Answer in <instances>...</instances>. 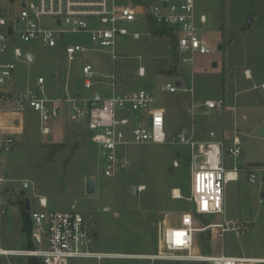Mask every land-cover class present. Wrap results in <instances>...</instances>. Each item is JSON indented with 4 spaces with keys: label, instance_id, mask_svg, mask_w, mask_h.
Wrapping results in <instances>:
<instances>
[{
    "label": "rangeland",
    "instance_id": "obj_1",
    "mask_svg": "<svg viewBox=\"0 0 264 264\" xmlns=\"http://www.w3.org/2000/svg\"><path fill=\"white\" fill-rule=\"evenodd\" d=\"M195 7L207 18L203 37L210 53L196 56L191 68L177 64L170 38L144 35L145 30L140 24L131 25V29L143 34L139 40L128 37L117 40L119 58L116 61L112 63L101 54L93 56L96 64L104 67L102 71L114 64L119 90L143 89L152 94L154 107L164 108L167 112L168 133H175L190 120L186 110L191 99L199 102L222 98L227 102L229 94L240 93L238 99L245 96L243 94H254L257 103L264 104V0H196ZM248 17L254 18L249 30ZM81 39L79 35L67 36L70 43L81 42ZM20 47L34 55L32 64L16 62L11 51L1 58L16 66L13 80L19 87L23 89L25 85H32L37 76H42L48 96L62 94L67 64L61 50L37 44H21ZM82 62L77 59L70 64V84L80 79L78 68ZM212 63L216 66L213 67ZM140 66L145 69L144 76L138 75ZM177 79L183 80L184 88H192L193 93H168L161 89L167 82L175 83ZM214 114L195 116V121L205 122L206 134L217 119ZM252 118L248 114L239 126L244 133L241 137L243 160L249 164H264V135L259 130L251 131L254 126ZM260 121L264 130V115ZM25 125L12 152L0 155L2 166L10 172L9 178L0 183V205L8 220L15 217L7 223L6 231L2 228L1 239L6 243H12V247H25L26 238H29L31 227L28 222L24 229L19 195L21 180H27L33 185L35 194L46 197L49 209L67 211L75 207L85 218L90 251L141 256L140 259L101 262L74 260L71 264H206L146 259L158 251L159 226L163 223L179 225L180 216L191 209L189 173L183 149L169 143L130 145L125 149L130 161L129 170L114 177H104L101 172L104 162L99 160L97 149L85 130L67 124L65 127L58 122L51 135L42 136L35 114L26 115ZM174 161L178 162L177 168L173 167ZM87 176L96 179V192L91 196L84 192ZM131 186L137 189L134 196L129 192ZM174 190L178 191L179 198L174 195ZM24 193L30 200L31 209H38L32 191L28 189ZM258 197L257 186L247 183L244 176L239 182L228 183L224 214L199 216L196 227L220 224L224 220L228 223L225 227L231 228L232 222H239L245 231L240 235L227 231L222 237L218 229L197 233L195 252L202 255L264 256V208ZM10 203L19 205L20 216ZM30 248L28 241L22 250ZM12 260L16 264H27L29 258L13 256ZM36 264L41 262L36 259Z\"/></svg>",
    "mask_w": 264,
    "mask_h": 264
},
{
    "label": "built area",
    "instance_id": "obj_2",
    "mask_svg": "<svg viewBox=\"0 0 264 264\" xmlns=\"http://www.w3.org/2000/svg\"><path fill=\"white\" fill-rule=\"evenodd\" d=\"M196 0H0V153H10L18 128L16 117L25 111L34 112L39 121V133L49 136L54 124L73 125L85 130L97 149L99 160L104 162V177H114L129 170L130 161L125 149L130 145L164 144L178 146L185 152L189 173V201L191 209L179 218V225L163 223L158 229V251L146 259L171 262H200L206 264H264L262 257L230 256L224 253L202 255L195 252V235L209 229L240 235L245 231L242 223L227 222L196 227L199 216L224 214L225 190L230 182L245 178L257 186L258 202L264 208V164L243 161L241 133L234 132L226 141L214 131L207 139L198 138V127H180L168 133L164 108L154 107V98L147 90L121 91L114 73L93 60L95 54L106 56L112 63L119 58L117 40L128 37L137 41L143 34L131 29L140 24L147 36L168 37L177 64L192 67L196 56L210 53L203 37L207 23L205 14L198 13ZM68 35H79L78 43H70ZM21 44H37L59 49L67 64L63 92L49 97L42 76L35 78L33 86L23 91L9 92L16 66L3 61L8 51L16 62L30 64ZM82 60L79 91H71L69 69L75 60ZM140 59V57H139ZM33 62V61H32ZM144 76V67H138ZM181 85L177 86L176 82ZM167 82L161 87L168 93L185 91L183 81ZM224 101L191 99L188 114L191 121L197 114L209 115L219 111ZM178 167V162H173ZM3 181V178H0ZM22 190H31L37 198L38 209L30 208L32 248L28 250H1L5 257H34L41 264H71L74 260L140 259L117 253L90 251L89 229L85 218L72 207L67 211L48 208L47 199L34 193L33 185L22 180ZM141 190V188H139ZM3 209L0 207V213ZM1 237V230H0Z\"/></svg>",
    "mask_w": 264,
    "mask_h": 264
},
{
    "label": "crops",
    "instance_id": "obj_3",
    "mask_svg": "<svg viewBox=\"0 0 264 264\" xmlns=\"http://www.w3.org/2000/svg\"><path fill=\"white\" fill-rule=\"evenodd\" d=\"M31 55L33 56V62H34L35 57L33 54H31ZM51 76H52V78H54L55 73L52 72ZM13 77H14V73H13ZM13 77L11 79V82L6 86V89L9 92L23 91L26 88L33 86V84L32 85H25V88L21 89L22 86L19 87L18 82L14 81ZM177 80H180V79H177ZM33 83H34V81H33ZM70 89H71V91H77L78 92L80 89V85H78V84L76 85V83L70 84ZM239 94H236V95L231 94V96L229 94L228 101L226 102V100H224L225 104H224L223 108L220 109L219 111H216L215 112L216 114H214L215 118H217V119L214 121V123L211 124L210 129L208 131H214L217 134L218 138L221 140L227 141L233 135L234 132H240L241 137H242L244 135V133H243V131L239 130L240 129L239 128L240 122L245 121L247 119L248 114H250L253 117L251 122L253 121L254 126L252 127L251 131H258L259 130L264 135V130L262 129L261 121H260L261 116L264 115V104H262V103L258 104L256 101L257 98L254 96V94H243L245 96H242L238 99ZM49 97H51V96H49ZM207 99H211V98H207ZM203 100H206V99H203ZM203 100H200L199 102H202ZM0 107H6L7 108L8 103L0 102ZM188 109H189V107L186 110L187 114H188V112H187ZM31 114H35V113L30 111V110H27L22 115H18V117H16V120H18L19 125H18V128L16 130V133L13 134V138L15 141L23 133V130L26 126L25 125L26 115L29 117ZM197 116H198V114H197ZM199 116H200V114H199ZM189 117H190V115H189ZM251 122H250V125H251ZM191 123H193L195 126L198 127V131H197L198 138H201L204 140L207 139V134L205 133L206 129H205V125H204L205 122H198V121H195V119L193 121H191V117H190V120L187 121V124L185 126L189 127L191 125ZM63 126L66 127V125H63ZM182 127H184V126H182ZM73 129H71V130H73ZM52 132H53V129H52ZM241 141H242V138H241ZM12 150H13V148H12ZM0 155H1V153H0ZM243 155H244V153H243ZM9 176H10V172L7 170V168L2 166V162L0 159V178H3V181H0V183L1 184L4 183L9 178ZM1 184H0V187H1ZM0 191H1V189H0ZM21 192L24 193V191L22 190V187H21L20 193ZM10 205H12L14 212L18 213V215H19V205L17 203L16 204L10 203ZM0 207L3 209L2 213L4 214L5 209L1 205H0ZM30 208H31V206H30ZM12 217L13 216H11V218L8 220L7 217H5V214L0 215V230H1L0 249L4 250V251L5 250H22V249L26 248L27 242H28V240L26 238V241L24 243L25 247L17 248V247H12L13 246L12 243H10V242L6 243L3 239H1L3 236L2 228L4 231H6L7 223L11 222L15 218V217L14 218H12ZM12 257L13 256L5 257L3 255H0V264H16L12 260ZM98 262H101V261H98Z\"/></svg>",
    "mask_w": 264,
    "mask_h": 264
},
{
    "label": "water",
    "instance_id": "obj_4",
    "mask_svg": "<svg viewBox=\"0 0 264 264\" xmlns=\"http://www.w3.org/2000/svg\"><path fill=\"white\" fill-rule=\"evenodd\" d=\"M253 17H248L247 18V29L249 30L251 28L252 22H253ZM24 60H26L28 63H32L33 61V56L31 54H27L24 56ZM213 67L216 66L215 63L212 64ZM177 86L181 85L180 81L176 82ZM136 187L135 186H131L129 188V192L131 196H134L136 194ZM84 192L86 195H94L96 192V179L94 176H87L85 178V182H84ZM21 197L23 198V203H24V209L25 211L29 212L30 211V200L29 198L23 193H20ZM264 197V194H263Z\"/></svg>",
    "mask_w": 264,
    "mask_h": 264
},
{
    "label": "trees",
    "instance_id": "obj_5",
    "mask_svg": "<svg viewBox=\"0 0 264 264\" xmlns=\"http://www.w3.org/2000/svg\"><path fill=\"white\" fill-rule=\"evenodd\" d=\"M135 1V0H134ZM135 2H137L138 3V1H135ZM141 3V2H140ZM22 198V197H21ZM21 218H22V223H23V225H24V229L26 230V228H25V226H26V224L29 222L30 223V227H31V221H30V213L29 212H27V211H25V209H24V203H23V198H22V201H21ZM31 230V229H30ZM30 233L31 232H29V238H28V241H29V245H30V247L32 248L33 246H32V244H31V239H30ZM30 248V249H31ZM29 258V261H28V263L27 264H36V258H34V257H28Z\"/></svg>",
    "mask_w": 264,
    "mask_h": 264
},
{
    "label": "bare ground",
    "instance_id": "obj_6",
    "mask_svg": "<svg viewBox=\"0 0 264 264\" xmlns=\"http://www.w3.org/2000/svg\"><path fill=\"white\" fill-rule=\"evenodd\" d=\"M142 189V188H141ZM174 195L177 197V198H179L180 197V195L178 194V191L177 190H174ZM4 251V250H3Z\"/></svg>",
    "mask_w": 264,
    "mask_h": 264
}]
</instances>
